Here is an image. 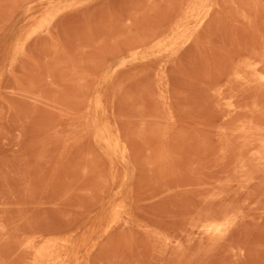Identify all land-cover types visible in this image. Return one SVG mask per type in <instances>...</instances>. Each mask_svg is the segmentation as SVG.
Segmentation results:
<instances>
[{
	"label": "rangeland",
	"instance_id": "1",
	"mask_svg": "<svg viewBox=\"0 0 264 264\" xmlns=\"http://www.w3.org/2000/svg\"><path fill=\"white\" fill-rule=\"evenodd\" d=\"M263 152L264 0H0V264H264Z\"/></svg>",
	"mask_w": 264,
	"mask_h": 264
},
{
	"label": "bare ground",
	"instance_id": "2",
	"mask_svg": "<svg viewBox=\"0 0 264 264\" xmlns=\"http://www.w3.org/2000/svg\"><path fill=\"white\" fill-rule=\"evenodd\" d=\"M247 68H251V67L247 66ZM244 130L246 131V129ZM106 142L110 147L117 148L119 146L120 141L117 137L116 138L109 137L106 138ZM199 227L198 228L200 229L201 233H205L208 236H218V235H223L226 232L228 228V223L225 219L212 220V221L207 220L206 223L201 224ZM28 247L33 252L34 264H67L66 255L63 253V251L57 249L54 246V244H50L38 249L35 247L34 243H31L28 245Z\"/></svg>",
	"mask_w": 264,
	"mask_h": 264
}]
</instances>
